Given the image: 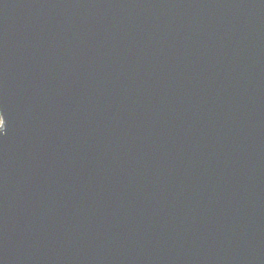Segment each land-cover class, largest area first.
<instances>
[{"label":"water","instance_id":"95a60500","mask_svg":"<svg viewBox=\"0 0 264 264\" xmlns=\"http://www.w3.org/2000/svg\"><path fill=\"white\" fill-rule=\"evenodd\" d=\"M0 264H264V0H0Z\"/></svg>","mask_w":264,"mask_h":264},{"label":"snow or ice","instance_id":"6c2138e0","mask_svg":"<svg viewBox=\"0 0 264 264\" xmlns=\"http://www.w3.org/2000/svg\"><path fill=\"white\" fill-rule=\"evenodd\" d=\"M4 126H5L4 112L0 110V129H2Z\"/></svg>","mask_w":264,"mask_h":264},{"label":"clouds","instance_id":"9594fccd","mask_svg":"<svg viewBox=\"0 0 264 264\" xmlns=\"http://www.w3.org/2000/svg\"><path fill=\"white\" fill-rule=\"evenodd\" d=\"M4 117H5V115H4ZM5 124H6V121H5ZM4 131H5V126L2 129H0V133H3Z\"/></svg>","mask_w":264,"mask_h":264}]
</instances>
